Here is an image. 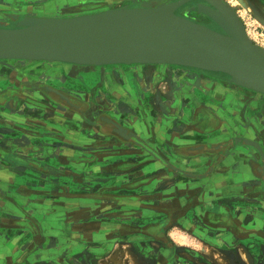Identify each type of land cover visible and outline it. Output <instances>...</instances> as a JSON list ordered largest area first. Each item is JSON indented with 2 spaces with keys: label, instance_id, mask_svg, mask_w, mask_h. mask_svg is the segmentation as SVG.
Here are the masks:
<instances>
[{
  "label": "rangeland",
  "instance_id": "rangeland-1",
  "mask_svg": "<svg viewBox=\"0 0 264 264\" xmlns=\"http://www.w3.org/2000/svg\"><path fill=\"white\" fill-rule=\"evenodd\" d=\"M95 1L109 0L81 2ZM220 1L242 20L248 38L264 48V0ZM81 2L0 0V26L16 27L15 16L71 17L66 15L78 12L48 13L37 6H54L58 11L60 5H68L65 11L71 12L70 7ZM125 3L122 8L157 7L141 0ZM201 3L207 2L192 0L175 14L221 32L214 20L199 12ZM67 64L0 59V94L20 91L0 101V147L7 153H0V264H212L196 255L212 258L211 251L204 252L212 237L206 220L216 208L211 207L209 195L223 185L216 179L192 181L190 172L196 169L189 165L204 159L210 174L224 158L227 171L232 167L227 158L238 150L246 162L264 169V158L242 138L228 150L198 156L178 154L177 147L176 165L162 155L167 164L114 131L135 130L158 148L159 141L149 133L168 127L180 134L199 131L192 130L191 119L203 108L222 124L220 135L238 134L243 128H257L254 117L264 119V94L230 82L223 73L197 68ZM57 90L72 97L77 106L61 102ZM258 126L257 130L263 128ZM36 162L45 166L36 167ZM259 173L255 187L247 185L244 191L262 203L237 206L257 219L242 225V232L235 231L252 240L247 254L261 260L256 264H264V174Z\"/></svg>",
  "mask_w": 264,
  "mask_h": 264
},
{
  "label": "water",
  "instance_id": "water-1",
  "mask_svg": "<svg viewBox=\"0 0 264 264\" xmlns=\"http://www.w3.org/2000/svg\"><path fill=\"white\" fill-rule=\"evenodd\" d=\"M190 1L172 4L174 11ZM205 1L208 5L199 4V12L235 40L175 13L168 15L161 6L71 17L15 16L16 27L0 26V59L81 66L170 64L223 73L230 82L264 94V48L248 38L244 23L230 7L220 0ZM17 94V89L5 90L0 101ZM65 101L71 105L75 100L65 95Z\"/></svg>",
  "mask_w": 264,
  "mask_h": 264
},
{
  "label": "crops",
  "instance_id": "crops-1",
  "mask_svg": "<svg viewBox=\"0 0 264 264\" xmlns=\"http://www.w3.org/2000/svg\"><path fill=\"white\" fill-rule=\"evenodd\" d=\"M222 102L227 101V96L224 97V99L221 100ZM220 101V102H221ZM259 105V104H258ZM260 106V105H259ZM234 108V106H232ZM263 117V116H262ZM192 121V119H191ZM253 121L256 124L257 128L259 127V123L263 125V128H257L251 127V129L243 128V130H240V134H242L245 137H255L259 138L264 142V119L261 118V116L254 117ZM259 121V123H257ZM261 126V125H260ZM223 127V126H222ZM221 127V131H222ZM124 129V128H123ZM126 129V132L129 131ZM219 131V130H218ZM215 132L213 134H203L202 131H195L191 134H180L177 129L173 127L164 128L162 132L158 133H149L146 132V135L148 133L152 135V138L157 139L159 142L158 149L161 150L162 155L165 157H168L169 159H172L175 165L179 161L180 151L178 154H175L174 150L175 148L180 147H186L187 145H194L197 143H214V142H220L224 140L223 136L224 134L220 135L219 133ZM220 131V132H221ZM239 131V130H238ZM135 136H138V132L135 130H131ZM263 132V133H262ZM113 134V133H112ZM140 135V134H139ZM234 135V132H233ZM123 134H121V137ZM257 138V139H258ZM124 140L127 142H133L131 140H128L124 137ZM181 141H187L184 142L186 144H181L180 146H175V142H181ZM178 152V151H177ZM202 153L198 152H191L190 156H198ZM181 158V157H180ZM196 159V158H195ZM244 161H243V160ZM195 162L190 163L189 168L196 169V172L192 171V181L194 182H200V183H209L212 182V180H220V183H222V189L219 187L217 188L218 191L214 192L215 194L209 195V197L212 199L213 203L211 207L214 208L215 213L211 212L212 217L221 216L226 217L228 216L232 221L234 227L232 225H222L220 223H214L212 221H208L206 223V228L210 230L211 238L208 242V245L204 246L206 249L204 252L208 255L210 254V251L212 253V258H208V256H203L202 254L196 255L200 259H209L208 261L212 264H256V262H259L261 260H256L255 256H248L247 250H249L248 243L251 242V239L245 240L244 235H239L237 232H239V228H243L248 222V220L253 219L256 221V215H251L249 211L239 210L237 206L242 204H261V200L258 201V199L252 194H245L246 191H244L245 187L247 185L254 186V183H258L260 173L257 171V166L253 167L248 161L246 162V158L243 157L242 151L234 150L230 153L229 157L227 158L228 165H231V169L225 171L223 170V165L225 164V160L220 162L219 167L222 169L219 170V175H210L206 174V171H208L209 164H206L207 162L204 159H196ZM183 166V165H182ZM217 167L216 169H218ZM231 170V171H230ZM214 176V177H213ZM220 186V187H221ZM255 187V186H254ZM220 194V195H219ZM261 198V196H259ZM257 199V200H255ZM226 208L225 211L223 208L219 209L217 207H223ZM246 207V206H245ZM213 209V208H212ZM222 211V212H219ZM233 211H236L233 212ZM254 213V212H253ZM241 214V215H240ZM242 221V222H240ZM243 223V224H242ZM256 224V223H255ZM236 230V231H235ZM229 231H233L232 233H229ZM215 234H221L222 236L218 237ZM211 248V250L209 249ZM205 257V258H204ZM261 259V257H260ZM259 264V263H258ZM261 264V263H260Z\"/></svg>",
  "mask_w": 264,
  "mask_h": 264
},
{
  "label": "flooded vegetation",
  "instance_id": "flooded-vegetation-1",
  "mask_svg": "<svg viewBox=\"0 0 264 264\" xmlns=\"http://www.w3.org/2000/svg\"><path fill=\"white\" fill-rule=\"evenodd\" d=\"M82 0H80L81 2ZM132 0H109V1H105V2H93V3H76L75 5L71 6L70 9L75 11V10H78L80 12L78 13H82V12H89V13H99L101 11H103L104 9H109L110 7H113V6H120L122 4H126L125 2H131ZM142 1V0H141ZM147 2H144L142 1L143 4H150L148 3L149 2H153L151 0H145ZM151 5V4H150ZM47 5L44 6V10H46V7ZM61 6V9H59L60 11H64L66 12V14H69L67 11H65L66 7L65 6H68V5H65L62 7ZM41 7V6H40ZM49 7H54V6H49ZM124 7V6H123ZM119 8V7H118ZM56 9V8H55ZM59 10L57 11L56 9V13H59ZM72 11V12H73ZM71 13V12H70ZM77 13V12H76ZM77 13V15H78ZM66 14H62V15H66ZM14 16V15H12ZM67 16V15H66ZM68 16H71V15H68ZM24 17V16H23ZM49 17V16H48ZM22 18V16H21ZM46 88H48L49 86H44ZM219 87L222 88V90L227 94L229 93L228 92V88L226 86H222V85H219ZM224 87V88H223ZM57 92L62 98L60 99L61 102L65 103V95L67 96V94H65L64 92L60 91V90H57L55 91ZM257 104L259 103L258 101H256ZM68 103V102H67ZM72 106H77L76 104H74V102H71L70 103ZM70 105V106H71ZM259 106V105H258ZM202 107H205V106H202ZM263 111V118H264V107L261 108ZM219 124L220 125V122L217 120V117L214 115V114H210L208 111L204 110L203 108H200V110H196L192 116V122H191V125L192 127V130H199V131H202L203 134H213L215 132H217L218 130L221 129L222 127V124L220 126H216L215 128L211 126V124ZM211 126V127H210ZM193 133L192 131H190V129L188 130V132L186 134H191ZM238 134H231V133H227L226 135H224L223 137L226 136V138L220 142H214V143H197V144H194V145H187V148H190V149H185L186 147H180L178 148V151H182L188 155H190L191 152H198V153H202V152H209V153H215V152H219L217 150H219L220 148L222 150H228L229 148H231L232 146H234V140H242L243 139H247L249 140V138L243 136L242 134H240L239 132H237ZM122 134H125V138L128 139V140H131L133 142H135L136 144H139L141 145L142 149H144L145 151H148L150 152V154H154L159 160H162L163 162H167L165 160V158L162 156V154L159 152L158 148L154 147V144H150L148 141H146L144 139V137H141V136H135V134H133V132H131V130L127 131V133H122ZM152 139V138H151ZM252 139L251 142L252 144H255V145H252L254 146V148H256V153L259 157L264 158V146L262 145L263 143H260V141L256 138H250ZM153 140V139H152ZM156 144V142H155ZM0 153H2L1 151V147H0ZM244 156V155H243ZM254 157V156H253ZM246 158V157H245ZM224 161V158H221L220 159V162ZM168 164V162H167ZM170 164V163H169ZM253 164V167H256L257 166V171L258 173L261 172L264 174V169L263 168H260L258 165H254ZM215 165V164H214ZM218 167V165L214 166V168L212 169L210 175H212L215 171H216V168ZM264 176V175H263ZM209 211V210H208ZM215 213V212H213ZM212 216L210 215L207 220H206V223L209 221H212L214 223H220L222 225H225V226H229V225H232L234 226L233 224V221L230 222L226 217H221V216H216L214 218H211ZM234 227H237L236 225ZM238 228V227H237ZM243 229V228H239V232L240 230ZM242 232V230H241Z\"/></svg>",
  "mask_w": 264,
  "mask_h": 264
},
{
  "label": "bare ground",
  "instance_id": "bare-ground-1",
  "mask_svg": "<svg viewBox=\"0 0 264 264\" xmlns=\"http://www.w3.org/2000/svg\"><path fill=\"white\" fill-rule=\"evenodd\" d=\"M142 1H144V0H142ZM151 1H153V2H149L148 1V3H150L151 5H157V7L158 6H161V7H163V9H164V11L168 14V15H174V13H175V11H174V8H173V3H174V1H171V0H151ZM144 2H147V1H144ZM202 4H206V5H208L207 3H202ZM64 5H62V7H63ZM47 8H46V10H44V7H38L37 6V10H39V11H42V12H48V13H56L57 11H56V9H55V7H49V5H47L46 6ZM68 12V11H67ZM76 12H80V11H78V10H75V11H71V13L70 12H68L69 14H74V13H76ZM259 13V12H258ZM46 14V13H45ZM59 14H66V12H64V11H59ZM222 14L223 15H226V16H228L229 15V13L227 12V11H225V10H223L222 11ZM81 15H83V14H81ZM68 16V15H67ZM71 16H80L79 14L78 15H71ZM258 16H263V15H260V13H259V15ZM263 20H264V18H262ZM221 33H223L228 39H230V40H235V38L231 35V34H228V33H226V32H224V31H221ZM7 61V60H6ZM35 61V60H34ZM64 64V63H63ZM67 64V63H66ZM68 66H69V64H67ZM168 65V64H167ZM71 67V66H70ZM65 68V67H64ZM53 73V72H52ZM62 80V79H61ZM64 80V79H63ZM65 82V81H64ZM171 85V84H170ZM215 85V84H214ZM169 88V87H168ZM124 106V105H123Z\"/></svg>",
  "mask_w": 264,
  "mask_h": 264
}]
</instances>
